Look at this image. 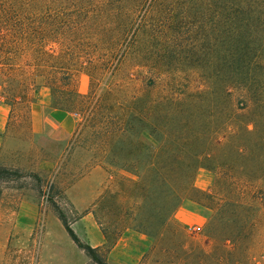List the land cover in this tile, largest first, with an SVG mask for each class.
I'll list each match as a JSON object with an SVG mask.
<instances>
[{"label":"trees","instance_id":"trees-1","mask_svg":"<svg viewBox=\"0 0 264 264\" xmlns=\"http://www.w3.org/2000/svg\"><path fill=\"white\" fill-rule=\"evenodd\" d=\"M84 34L94 49L106 40L109 57L106 62L101 57V67L107 74L113 67L109 76L122 59L132 58L136 66L159 71L177 62L209 83L188 94L172 93L174 86H168L169 94L149 102L154 84L148 82L142 96H131L129 107L117 113L89 109L88 116L106 125V162L139 179L134 205L110 212L104 202L99 208L116 216L110 228L97 219L107 241L126 229L156 238L181 206L183 193L198 194L195 202L213 211L209 226L222 211H253L264 200V0H0L3 103L11 106L25 94L30 77L41 76L50 108L69 113L76 103L85 105L91 92L78 93L79 70L67 53L84 47ZM58 39L65 51H45V42ZM28 53L33 64L20 66ZM25 65L36 69L30 77ZM200 169L213 176L209 192L191 183ZM20 177L17 170L0 168V181ZM55 211L72 242L94 264H108L106 252L82 244Z\"/></svg>","mask_w":264,"mask_h":264},{"label":"rangeland","instance_id":"rangeland-1","mask_svg":"<svg viewBox=\"0 0 264 264\" xmlns=\"http://www.w3.org/2000/svg\"><path fill=\"white\" fill-rule=\"evenodd\" d=\"M87 36H82L84 47L67 49V53L72 55L71 66L79 70L75 84L78 93L85 95L91 92L85 105L76 103V108H72L79 116H74L73 110L69 112L77 124L78 134L67 144L66 141L55 142L44 135L31 134V103L37 99L43 100L45 96L47 98L50 91L44 86L43 77L33 76L34 80L30 77L29 74L36 71L34 66L23 67L25 76L30 77L31 86H27L23 90L25 94L9 106L7 133L20 141L23 147L16 155L19 160L15 167L0 166L17 170L21 175L9 182L0 181V256L7 257L0 264L77 263L86 255L67 235L55 207L64 215L80 242L89 245L87 233L90 223L101 229L98 224L101 221L109 227L107 224L112 217H116L110 213L114 208L119 206L121 209L137 202L134 188L139 179L106 162L107 136L103 127L106 125L99 124L100 119L88 116L91 106L117 113L123 105L129 107L131 96H142L148 82L154 84L149 90V102L169 94L168 86H174L172 93L181 90L183 94L203 91L209 86L198 70L184 69L177 62L159 71L136 66L132 58H124L109 76L113 67L108 74L101 67V57L105 62L109 57L106 40H99V45L94 49ZM63 43L62 39L49 40L45 42V51L55 54L63 52L66 50ZM30 58L29 53L23 55L18 61L19 65L33 64L28 63ZM86 60L94 61V64L89 66ZM46 62L47 65L52 64L49 60ZM109 90H112L111 95L101 97ZM235 98L237 95L232 94L233 101ZM47 111L46 107L42 108L41 117ZM249 128L252 129L253 124H249ZM28 174L36 175L38 179ZM212 181V174L200 169L191 183L194 188L209 192ZM91 197H98L93 211L96 215H87L83 209ZM181 197V204H197L195 201L200 198L194 192L183 193ZM103 203L110 212H100ZM256 204L253 211L243 209L233 214L222 211L211 226L208 221L213 211L209 209L207 222L203 226H192L198 228L194 232L189 230L188 225L173 220L176 211L154 238L157 256L168 259L171 264H264V200L258 199ZM199 205L208 206L205 203ZM118 213L122 216L124 212ZM227 218L234 221L225 224ZM115 235V232L111 233L109 245L100 249L101 255L116 240ZM53 260L56 262L53 263ZM78 264L94 263L90 260Z\"/></svg>","mask_w":264,"mask_h":264},{"label":"crops","instance_id":"crops-1","mask_svg":"<svg viewBox=\"0 0 264 264\" xmlns=\"http://www.w3.org/2000/svg\"><path fill=\"white\" fill-rule=\"evenodd\" d=\"M50 95L43 100H35L31 103L30 121L31 134L44 135L49 140L55 142H65L66 144L75 139L78 134L77 124L71 119L69 113L50 108ZM47 108L46 114L41 117L42 108ZM10 108L3 103L0 95V166L15 167L19 160L16 155L22 149L21 142L11 138L8 133V118ZM96 198H89V203L84 206L86 214L93 215V211L97 206ZM210 217V210L199 204L186 202L181 204L177 212L173 216V220L180 224L192 226H203ZM89 246L92 248L102 249L109 245L107 237L102 230L89 224V232L87 233ZM157 246L154 239L132 230H124L116 240L108 247L105 259L108 264H171L168 259L157 256ZM81 258L80 261L69 264H78L83 261L89 262L88 258ZM7 259L4 255L0 256V262ZM48 262V261H47ZM56 261L53 260V263ZM59 264V263H55Z\"/></svg>","mask_w":264,"mask_h":264},{"label":"built area","instance_id":"built-area-1","mask_svg":"<svg viewBox=\"0 0 264 264\" xmlns=\"http://www.w3.org/2000/svg\"><path fill=\"white\" fill-rule=\"evenodd\" d=\"M74 116H76V115L74 114ZM189 230H191V231L194 232V231H196V230L198 231V228H196V227H190Z\"/></svg>","mask_w":264,"mask_h":264}]
</instances>
